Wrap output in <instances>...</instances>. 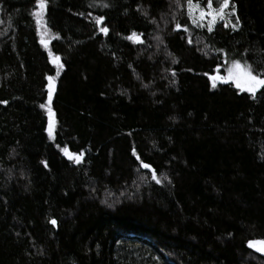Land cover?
<instances>
[{
    "label": "trees",
    "instance_id": "16d2710c",
    "mask_svg": "<svg viewBox=\"0 0 264 264\" xmlns=\"http://www.w3.org/2000/svg\"><path fill=\"white\" fill-rule=\"evenodd\" d=\"M230 4L0 0V264H264V88L212 80L264 79V0Z\"/></svg>",
    "mask_w": 264,
    "mask_h": 264
},
{
    "label": "snow or ice",
    "instance_id": "6c2138e0",
    "mask_svg": "<svg viewBox=\"0 0 264 264\" xmlns=\"http://www.w3.org/2000/svg\"><path fill=\"white\" fill-rule=\"evenodd\" d=\"M229 4H230V0H223V2L219 5L218 11H210L208 14L213 16V20H215L217 15H219L220 18L223 19L224 18V10L229 7ZM189 6H190V8L199 7L198 5L193 6L191 4V0H189ZM37 7H38L39 11L34 13V15H36L37 21L39 23L40 18L42 17L43 12L46 8V0H37ZM208 8L210 10L213 9L212 0H209ZM204 15H205V13L203 11H201V17H203ZM97 23H103V18L102 17L97 18ZM235 26L236 25H233V27H235ZM101 31L104 32L105 34H107L108 29L102 28ZM133 36H135V34H133ZM129 38L131 39L132 37H129ZM53 62L56 63L57 68L63 67L62 64H59V57H53ZM56 75L57 76L59 75V71H57ZM217 79H218L217 77H212L213 87H215V81ZM219 79L224 81V82H228L229 79L232 80V82L235 83L237 88H240L244 91L252 93L253 98H255L254 93L259 88H264V79H261L258 76L254 75L251 71L250 66H241L239 61L233 62L232 67L228 70V78L219 77ZM48 80H49L48 98H49V103H50L51 99H52V93H53L54 88H55V81H54V78L51 76L48 77ZM41 107L43 108V107H45V105H41ZM47 111H48V116H49L48 132H49V136L52 137L53 136V130L55 127V119H54L55 114L53 113V111L50 107L47 109ZM65 155H68L70 159H75V161L77 163L80 162V156H78V155L73 156L71 153H68L66 150H65ZM143 167L149 168L150 165L144 164ZM153 178L155 179V173L154 172H153ZM157 182L159 183V181H157ZM51 223L55 224L56 221L52 220ZM249 246L254 247L257 251L264 252V241H250Z\"/></svg>",
    "mask_w": 264,
    "mask_h": 264
},
{
    "label": "rangeland",
    "instance_id": "374dc122",
    "mask_svg": "<svg viewBox=\"0 0 264 264\" xmlns=\"http://www.w3.org/2000/svg\"><path fill=\"white\" fill-rule=\"evenodd\" d=\"M192 5L195 6L196 4H192ZM201 11H203L205 13V15L203 17H201ZM210 11H218V10H212V9L211 10H202L200 7L189 8V14H190L191 21L195 25L201 27L202 29H207L209 31L213 30L218 24H224L225 27L236 28V26L233 27V24H232V21H233L232 19L235 16V11L232 9L231 4H229V7L224 10V18L223 19H221L220 16L217 15L215 20H213V16L208 14ZM52 63L54 65H56V63H54L53 60H52ZM232 65H230V67L226 68L225 72L227 75L223 76L224 78H228V70L232 67ZM229 81L235 85V83L232 82V80L229 79L228 82Z\"/></svg>",
    "mask_w": 264,
    "mask_h": 264
},
{
    "label": "water",
    "instance_id": "95a60500",
    "mask_svg": "<svg viewBox=\"0 0 264 264\" xmlns=\"http://www.w3.org/2000/svg\"><path fill=\"white\" fill-rule=\"evenodd\" d=\"M218 79V81L219 82H221V83H230V81L229 82H224V81H221L220 79H219V76H216ZM54 226H56L57 224L55 223V224H53ZM254 250L256 251V252H258L261 256H263L264 257V252H261V251H257L255 248H254Z\"/></svg>",
    "mask_w": 264,
    "mask_h": 264
}]
</instances>
